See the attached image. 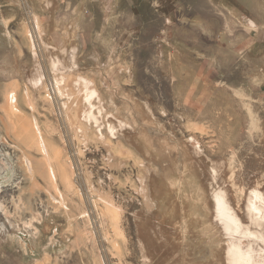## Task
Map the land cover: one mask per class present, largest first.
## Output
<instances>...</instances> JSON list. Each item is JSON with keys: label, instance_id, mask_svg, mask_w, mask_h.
<instances>
[{"label": "rangeland", "instance_id": "obj_1", "mask_svg": "<svg viewBox=\"0 0 264 264\" xmlns=\"http://www.w3.org/2000/svg\"><path fill=\"white\" fill-rule=\"evenodd\" d=\"M36 14L47 40L77 45L79 71L136 134L122 137L131 155L113 156L92 136L84 143L34 90L76 169L83 199L69 193L67 211L46 181L32 185L0 118V264H231L213 189L225 185L243 206L264 186V0H0V115L6 85L24 87L23 65L35 67L27 32L38 35ZM142 103L154 119L140 115Z\"/></svg>", "mask_w": 264, "mask_h": 264}, {"label": "bare ground", "instance_id": "obj_2", "mask_svg": "<svg viewBox=\"0 0 264 264\" xmlns=\"http://www.w3.org/2000/svg\"><path fill=\"white\" fill-rule=\"evenodd\" d=\"M33 19L34 29L38 35H41L44 53L47 56L52 76L51 84L41 64L42 59L39 53L41 48L39 49L38 42L36 43L38 35H35L30 27L27 35L35 67L30 69V66L23 65L22 71L26 78L24 87H21L17 81L6 85V101H3L5 103L0 118L6 131L16 140L14 145L19 147L22 153L21 164L31 179L32 185L41 186L42 181H46L56 192L53 197L57 203L69 211L68 194L72 193L75 194L73 196L79 195L82 198L75 182L76 169L72 158L67 154L65 145L58 143L54 138L58 129L57 124L52 118H47L45 121L40 119L39 103L34 90H38L40 94L44 93L43 100L50 112L54 116L60 115L70 127L75 129L77 136L84 143L88 144L92 136L105 144L113 156L131 155L128 146H124L127 143H122V137L132 142L136 128L131 121L120 114L119 110L113 106L110 108L105 103L98 82L79 71L77 45L58 47L43 36L44 29L39 16L36 14ZM21 96L23 102H21ZM139 106L137 109L145 120L155 118L149 104L142 103ZM106 108L109 109L107 112ZM117 136L120 144L118 151L114 146V138ZM211 169L215 179H218L221 172L219 165L213 164ZM149 179V175L143 177L142 183L148 184ZM213 191L215 220L227 239H231V242L228 240L229 243L224 249L226 253L224 261L230 260L231 264H264V186L254 185L252 190L245 194L243 206H241V200L238 197L237 199L225 185L220 184ZM107 207L109 211L115 213L110 214L111 216L118 217L119 210L113 202L108 201ZM149 212L150 216L156 214L152 209ZM158 228L157 226L156 229ZM142 229L143 227L140 229V240L147 252L145 256L151 262L152 258L148 252V231Z\"/></svg>", "mask_w": 264, "mask_h": 264}]
</instances>
